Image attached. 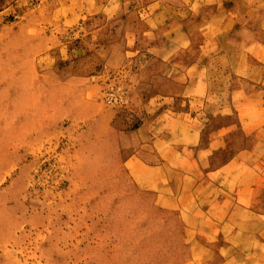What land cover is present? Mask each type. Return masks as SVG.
I'll return each mask as SVG.
<instances>
[{
    "label": "rangeland",
    "instance_id": "374dc122",
    "mask_svg": "<svg viewBox=\"0 0 264 264\" xmlns=\"http://www.w3.org/2000/svg\"><path fill=\"white\" fill-rule=\"evenodd\" d=\"M49 1L40 7L41 0L19 1L10 18L21 21L31 9V22L8 24L0 35V264L185 263L191 254L179 244L187 239L185 219L158 206L123 165L131 153L123 137L139 126L143 105L181 92L183 74L164 75L167 65L145 51L149 39H137L142 52L127 53L124 17L140 0H123L115 19L99 16L74 28L44 21L55 7ZM198 58L189 49L173 61L182 66ZM225 124L239 119H211L203 144ZM256 140L228 134L211 169ZM258 153L262 169L264 148ZM191 171L202 178L206 170ZM263 203L264 189L253 206Z\"/></svg>",
    "mask_w": 264,
    "mask_h": 264
},
{
    "label": "crops",
    "instance_id": "0c3cea01",
    "mask_svg": "<svg viewBox=\"0 0 264 264\" xmlns=\"http://www.w3.org/2000/svg\"><path fill=\"white\" fill-rule=\"evenodd\" d=\"M19 1L0 5V35L8 24L31 22V9L21 21L10 18ZM122 1L54 0L44 21L74 28L99 16L115 19ZM137 3L140 8L124 17L127 53L142 52L137 39H149L146 53L167 65L168 78L182 73L183 88L149 98L139 126L124 134L131 148L123 161L129 180L185 219L187 239L179 244L188 245L191 254L183 264H264V203L253 206L264 189L258 153L264 148V0ZM49 4L41 0L39 7ZM26 34L31 37V26ZM189 49L198 53L197 60L182 66L173 61ZM234 115L239 125L212 130L209 144H203L211 119ZM237 131L254 135L255 145L211 169V157L225 150L228 134ZM200 166L206 170L202 178L191 171Z\"/></svg>",
    "mask_w": 264,
    "mask_h": 264
},
{
    "label": "built area",
    "instance_id": "2783aa9c",
    "mask_svg": "<svg viewBox=\"0 0 264 264\" xmlns=\"http://www.w3.org/2000/svg\"><path fill=\"white\" fill-rule=\"evenodd\" d=\"M113 102H115V103H116V102H117V100H112V99H109V100H108V103H110V104H112Z\"/></svg>",
    "mask_w": 264,
    "mask_h": 264
}]
</instances>
